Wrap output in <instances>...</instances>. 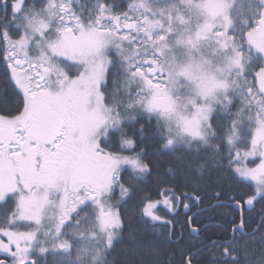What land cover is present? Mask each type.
I'll return each mask as SVG.
<instances>
[{
	"label": "snow or ice",
	"instance_id": "6c2138e0",
	"mask_svg": "<svg viewBox=\"0 0 264 264\" xmlns=\"http://www.w3.org/2000/svg\"><path fill=\"white\" fill-rule=\"evenodd\" d=\"M0 67V264H264V0H0Z\"/></svg>",
	"mask_w": 264,
	"mask_h": 264
},
{
	"label": "trees",
	"instance_id": "16d2710c",
	"mask_svg": "<svg viewBox=\"0 0 264 264\" xmlns=\"http://www.w3.org/2000/svg\"><path fill=\"white\" fill-rule=\"evenodd\" d=\"M83 2L86 3L87 0H83ZM116 3H117V5H119L121 7H124L127 4V0H116ZM0 71H2V67H0ZM149 151H150L152 157L157 158V159H160L162 163L167 162L168 160L171 159V157H169V156H161V154L155 150V145H153L152 147H150ZM259 210H260V205H257L256 209L253 212L254 213H256V212L259 213ZM120 250L121 249L118 248L117 251L119 252ZM169 251H171V249H169ZM176 258L177 257L174 254H172L169 257V261L171 262V261L175 260Z\"/></svg>",
	"mask_w": 264,
	"mask_h": 264
},
{
	"label": "flooded vegetation",
	"instance_id": "af4514ba",
	"mask_svg": "<svg viewBox=\"0 0 264 264\" xmlns=\"http://www.w3.org/2000/svg\"><path fill=\"white\" fill-rule=\"evenodd\" d=\"M258 213L256 212V213H250V215L252 216V217H255L256 215H257Z\"/></svg>",
	"mask_w": 264,
	"mask_h": 264
}]
</instances>
